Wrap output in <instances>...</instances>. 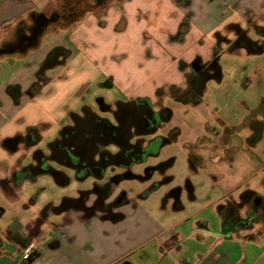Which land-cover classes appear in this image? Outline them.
Listing matches in <instances>:
<instances>
[{
	"label": "crops",
	"instance_id": "crops-1",
	"mask_svg": "<svg viewBox=\"0 0 264 264\" xmlns=\"http://www.w3.org/2000/svg\"><path fill=\"white\" fill-rule=\"evenodd\" d=\"M68 1L0 0V57L30 56L22 75L4 84L5 95L0 100L1 196L8 202L20 198L21 186L16 187L10 177L26 166L22 147L15 151L3 142L26 136L33 129L41 143L47 138V143L52 142L60 134L56 128L92 102L83 100L84 93L101 77L110 82L107 87H116L123 95L106 100L112 106L137 97L155 102L159 90L168 89L162 103L171 111L170 118L148 138L153 147L158 144L149 156L158 161L147 160L137 165L136 172L141 173L144 166H166L140 180L135 191H126L127 203L115 211L121 217L104 216L101 211L90 217L77 209L55 211L52 208L58 203H54V221H48L49 213L39 229L35 224L39 213H32L23 227L0 223V264H39L43 254L49 256L50 264H264V227L245 225L247 213L245 204L241 205L249 194H264L260 187L249 185L264 172V131L256 134L249 126L225 142L218 118L202 99L182 101L170 90L186 87L190 63L200 59L197 51L180 49L188 41L197 46L205 37L195 25L193 12L191 19L187 15L198 0H117L97 7L102 14L96 9L82 12L70 26H60L63 19H54L36 39L24 40L21 35L30 34L28 28L38 16L61 12ZM244 1V14L251 11L264 22V0ZM139 14L155 28L152 33L131 32V23H142ZM185 19L188 28L177 38ZM48 31L53 41L44 47L43 36ZM55 48L68 55L61 54L44 66ZM38 82L40 88L31 90ZM11 104L8 114L3 113ZM174 154L187 160V189L171 185L174 176L169 172L178 161ZM95 181L90 176L80 182L90 187ZM44 238V244L35 249L38 255L24 260L29 252L26 246Z\"/></svg>",
	"mask_w": 264,
	"mask_h": 264
},
{
	"label": "flooded vegetation",
	"instance_id": "flooded-vegetation-1",
	"mask_svg": "<svg viewBox=\"0 0 264 264\" xmlns=\"http://www.w3.org/2000/svg\"><path fill=\"white\" fill-rule=\"evenodd\" d=\"M107 1L104 0L103 6ZM182 1L188 3L190 0ZM257 19L253 12L248 11L242 17L243 22L247 24L246 28L238 29L243 42L251 46L253 43L249 40V33L254 31L256 34L264 35V26H261ZM53 20L52 16H38L36 24L28 28L30 34L21 36L30 42ZM186 22L188 23L187 19L180 24L177 38H181L186 32ZM61 54L63 53L53 54L48 63L54 62ZM196 61L200 63L199 68L195 71L191 65L193 74L186 87L170 88L175 99H179L178 97L193 99L197 96L201 84L198 82V76L207 75L208 71L201 59ZM40 79L44 80L42 76ZM109 84L107 81L103 85ZM37 86L40 88V82ZM161 91L159 90L158 94ZM161 98L158 95L155 102L144 97L130 98L126 102L116 101L115 106H112L104 97H98L84 105L80 113H72L59 136L47 145L41 146V136L34 129L29 130L26 136H17L10 142L9 147L15 151L21 147L26 148L31 162L19 172L13 173L10 180L16 187H20L25 180L37 177L38 172L56 174L70 182L74 178L80 182L93 176L96 181L90 187L80 190L77 197L66 199L60 206L52 209L55 211L77 209L87 217L97 211H101L104 216L121 217L120 213L115 212L127 203L126 191L119 189L121 183L136 178L148 179L156 169L159 171L165 169L166 164L163 163L157 168L149 166L143 173L136 172L137 165L144 164L153 153L152 142L148 139L151 136L150 132L161 129L170 118L171 111L164 106ZM258 123L257 125L254 123L256 134L261 133L262 129L260 122ZM223 130L222 140L230 141L234 131L227 125ZM127 139L129 141H126ZM101 180L105 182L100 183ZM244 201L246 222L251 225L260 223L264 227V194H249L245 196ZM50 209L51 207L36 218L35 224L38 229L47 221Z\"/></svg>",
	"mask_w": 264,
	"mask_h": 264
},
{
	"label": "rangeland",
	"instance_id": "rangeland-1",
	"mask_svg": "<svg viewBox=\"0 0 264 264\" xmlns=\"http://www.w3.org/2000/svg\"><path fill=\"white\" fill-rule=\"evenodd\" d=\"M72 1L74 3L87 1L91 7H94V0H69V5ZM115 2L118 1L109 0L107 4H115ZM244 9L242 0H198L194 6L188 9L187 15L191 19V13L193 12V15L196 16L195 25L205 33V37L201 40V44L197 46H194L191 41L180 46V49L186 53L197 51L200 59L202 57L203 62L206 64L208 74L198 76V82L204 86L200 100L202 99L215 113V117L218 118V127L224 129V126L227 125L232 128L234 133L240 134L249 126L255 128L259 124L258 122H260L262 128L260 132L264 131V52L253 53L249 50V47L241 44L243 39L240 38L238 29L247 26L242 20ZM96 12L102 14L103 10L96 9ZM81 16L82 13L80 12L72 14L69 11L62 15L63 21L58 25L70 26L73 21L79 20ZM139 17H142V23L137 20L131 23V32L143 30L152 33L155 28L147 24L149 22L148 18L141 16V14H139ZM257 22L264 26L262 20L257 19ZM249 40L253 43L252 47L262 46L264 50V35L256 34L253 31L249 33ZM50 41H53V35L51 31H48L43 36L44 47H47ZM27 56L0 57V100L5 95L4 84L14 75L22 73L23 67H25L26 61L30 57ZM189 72L191 77L193 73L192 71ZM105 82L106 79L101 77L90 85L84 93L83 100L94 101L98 97H104L109 101L114 98H123L116 87L104 86ZM161 90L158 94L161 97L168 94L167 88ZM161 100L163 102L165 98L162 97ZM26 104H23V107L26 108ZM11 106L13 105H6L3 113L8 114ZM3 113L1 112L2 115ZM259 117L261 119H258ZM63 128L58 126L55 132L58 134ZM47 140L48 138L44 139L41 146L47 145ZM154 147H158V144H155ZM154 147L152 146V148ZM20 152L23 155L22 161L25 165H28L31 162L28 150L22 147ZM174 156L177 157L178 161L169 172V175L174 176L171 185H181L184 189H187V160L175 154ZM156 159L157 157H149L148 161L152 163ZM147 167L149 166H144L141 173ZM139 181L135 179L125 180L120 186L123 191H129L130 189L135 191L140 187ZM249 185L254 188L260 187L261 193H264V172L258 174ZM88 186L87 182H79L74 178L69 185L62 187L56 184L49 174L27 179L20 187L19 199L8 202L0 194V211L3 212L0 216V223L23 227L26 219L32 213H39L40 215L54 203H58V206H60L64 198L74 197L80 190ZM244 204H246V201L242 200L241 205ZM244 210L246 211V207ZM49 213L51 218L48 221H54L52 220V218H55L52 209ZM47 236H49V232ZM44 241L45 238L40 241L36 240L26 246V252L34 251L39 244H44ZM38 262L39 264H50V258L48 255L43 254Z\"/></svg>",
	"mask_w": 264,
	"mask_h": 264
},
{
	"label": "trees",
	"instance_id": "trees-1",
	"mask_svg": "<svg viewBox=\"0 0 264 264\" xmlns=\"http://www.w3.org/2000/svg\"><path fill=\"white\" fill-rule=\"evenodd\" d=\"M82 3H84L83 1L82 2H78V3H75L73 6H65L64 8H63V10L61 11V12H58V13H56V14H53L52 15V17H53V19H63V17H62V15L63 14H65V13H67V12H69L70 11V13H72V14H74V13H77V12H80V13H82V12H85V11H88V10H93V9H95V8H97V7H102L103 6V4H104V0H94V7H91V5H89V4H87V3H85V4H83L82 5ZM188 28V23L186 22V29ZM243 46H247V47H249V50L251 51V52H256V53H262L263 52V48H262V46H256V47H252V46H249L247 43H244L243 41H242V43H241ZM252 47V48H251ZM57 52H62L63 53V56H66V55H68V52L67 51H65L64 49H62V48H55V49H53L49 54H48V56H47V58H46V60H45V62H44V66H47L49 63V59H50V57L53 55V54H55V53H57ZM189 81H191V78H189ZM38 89V86H37V83L32 87V89L31 90H37ZM203 89H204V86L202 85V84H200V88H199V92H198V94H197V96L195 97V98H193V99H188V98H184V97H178L180 100H183V101H198V100H200V97H201V95H202V92H203ZM19 138V137H18ZM16 138H14V139H7V140H5L4 142H3V144H4V146H6V147H8L9 146V144H10V142H12V141H14ZM245 225H248V223L246 222V220H244V222H243ZM32 255H38V251L37 250H35L34 252H33V254Z\"/></svg>",
	"mask_w": 264,
	"mask_h": 264
},
{
	"label": "water",
	"instance_id": "water-1",
	"mask_svg": "<svg viewBox=\"0 0 264 264\" xmlns=\"http://www.w3.org/2000/svg\"><path fill=\"white\" fill-rule=\"evenodd\" d=\"M191 65H192V68L195 71H197L198 68H199L200 63L195 60V61L192 62ZM126 141H129V139H127ZM57 172H61V171L57 170ZM51 175H52L54 181L56 182V184H58L59 186H62L63 187V186H67V185L70 184V181L67 180L65 177H59L56 174H51ZM136 179L137 180H145V179H140V178H136Z\"/></svg>",
	"mask_w": 264,
	"mask_h": 264
},
{
	"label": "built area",
	"instance_id": "built-area-1",
	"mask_svg": "<svg viewBox=\"0 0 264 264\" xmlns=\"http://www.w3.org/2000/svg\"><path fill=\"white\" fill-rule=\"evenodd\" d=\"M34 251H35V250H34ZM34 251H32V252H28V253H25V254L23 255V259H24V260H28V259H30Z\"/></svg>",
	"mask_w": 264,
	"mask_h": 264
}]
</instances>
